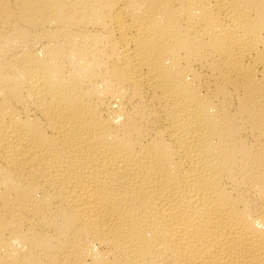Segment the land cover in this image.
I'll return each instance as SVG.
<instances>
[{
    "label": "bare ground",
    "instance_id": "bare-ground-1",
    "mask_svg": "<svg viewBox=\"0 0 264 264\" xmlns=\"http://www.w3.org/2000/svg\"><path fill=\"white\" fill-rule=\"evenodd\" d=\"M0 264H264V0H0Z\"/></svg>",
    "mask_w": 264,
    "mask_h": 264
}]
</instances>
